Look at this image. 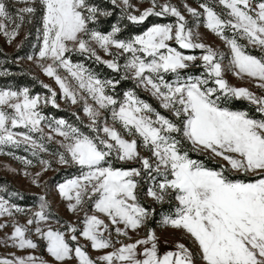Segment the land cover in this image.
Masks as SVG:
<instances>
[{
  "label": "snow or ice",
  "instance_id": "1",
  "mask_svg": "<svg viewBox=\"0 0 264 264\" xmlns=\"http://www.w3.org/2000/svg\"><path fill=\"white\" fill-rule=\"evenodd\" d=\"M147 2L0 0V264H264V0Z\"/></svg>",
  "mask_w": 264,
  "mask_h": 264
},
{
  "label": "rangeland",
  "instance_id": "2",
  "mask_svg": "<svg viewBox=\"0 0 264 264\" xmlns=\"http://www.w3.org/2000/svg\"><path fill=\"white\" fill-rule=\"evenodd\" d=\"M161 2H163V0H161ZM172 2L182 3L183 0H172ZM133 3L137 4V6H139L141 9L149 6L147 0H144V3H139V0H133ZM188 3L192 4L193 6H196L195 0H188ZM152 19H156V18H152ZM201 32L204 37V42L209 43L216 47H223L222 42L215 35H213L212 33L208 32L207 30L203 28L201 29ZM32 40L34 42V37H32ZM0 46L2 47L3 51H5L8 54H14L16 52L15 48L5 43V38L2 35H0ZM30 50L31 49L27 47L25 49V51H30ZM22 66L25 67L29 73H35L36 75L40 77V79H43L45 82H50L48 78L40 74L39 70L36 69L33 65H31L30 62L25 61ZM227 78L229 79L230 83L234 85H241L242 83H244V82L238 81L231 75H229ZM247 86L252 88L253 91L256 90L250 84H248ZM144 94L147 95L146 93ZM45 111L48 112L49 109H46ZM8 167L15 168L17 170L22 169V166L18 162L12 160L10 157L0 155V187H3L6 185L9 188V190H15V191L20 192L23 196V199H20L19 197H16L14 199L16 200L17 203L21 204L22 206H32L33 204H35L36 196L41 194L43 190L40 188H36L34 185H32L29 179L25 178L22 175V172L21 174L13 173L7 170ZM53 175L54 174L50 172L48 173L47 177H45V179H48L52 177ZM51 198L55 201L54 207L59 211L60 215L64 216L65 218L72 216L71 213H68L65 211L64 207L60 204L55 194H53ZM2 235L3 233H0V236ZM160 235L162 239V242L160 244L161 252L166 251V250H171L173 245L171 243L165 244L163 243V240L165 238L169 240L175 239L173 234L169 231V232H162L160 233ZM7 251H14V250L13 249L6 250L2 246H0V255H5ZM92 254L95 255V253H92ZM44 256L46 259H51V257H48L46 253H44Z\"/></svg>",
  "mask_w": 264,
  "mask_h": 264
},
{
  "label": "trees",
  "instance_id": "3",
  "mask_svg": "<svg viewBox=\"0 0 264 264\" xmlns=\"http://www.w3.org/2000/svg\"><path fill=\"white\" fill-rule=\"evenodd\" d=\"M8 55L9 57L12 56L13 54H8L5 51H3L2 47L0 46V67H4V55ZM23 54V52H21ZM10 68V71L13 72L15 75L13 77H8V78H3L0 77V85L4 84L5 82H11L14 84H19V85H27L33 89V92H43L44 90L40 88L38 84H34L31 80V76L27 73H29L25 67L22 66L23 71L26 73L24 75H21V67H17L16 65H10L8 66ZM142 97L148 98L147 95L144 93H141ZM48 112L55 113L56 110L54 109H49ZM58 115H63V116H68L67 112H60ZM28 196V195H27ZM26 196V197H27Z\"/></svg>",
  "mask_w": 264,
  "mask_h": 264
}]
</instances>
